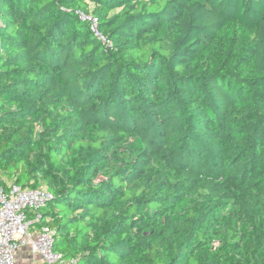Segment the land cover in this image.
Instances as JSON below:
<instances>
[{
	"label": "trees",
	"instance_id": "1",
	"mask_svg": "<svg viewBox=\"0 0 264 264\" xmlns=\"http://www.w3.org/2000/svg\"><path fill=\"white\" fill-rule=\"evenodd\" d=\"M9 182L75 264H264V0H0Z\"/></svg>",
	"mask_w": 264,
	"mask_h": 264
},
{
	"label": "built area",
	"instance_id": "2",
	"mask_svg": "<svg viewBox=\"0 0 264 264\" xmlns=\"http://www.w3.org/2000/svg\"><path fill=\"white\" fill-rule=\"evenodd\" d=\"M90 22L94 36L105 43L97 19ZM53 199L45 188L24 189L14 182L0 184V264H75L54 250L53 231L44 224L43 210Z\"/></svg>",
	"mask_w": 264,
	"mask_h": 264
},
{
	"label": "rangeland",
	"instance_id": "3",
	"mask_svg": "<svg viewBox=\"0 0 264 264\" xmlns=\"http://www.w3.org/2000/svg\"><path fill=\"white\" fill-rule=\"evenodd\" d=\"M42 188H45V187H42ZM18 264H27V263H25V261H20V262L18 261Z\"/></svg>",
	"mask_w": 264,
	"mask_h": 264
}]
</instances>
